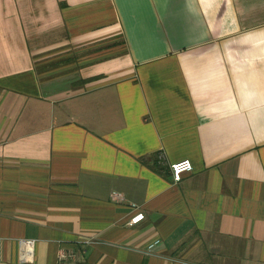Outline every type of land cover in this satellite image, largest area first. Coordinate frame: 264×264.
<instances>
[{
    "label": "crops",
    "instance_id": "0c3cea01",
    "mask_svg": "<svg viewBox=\"0 0 264 264\" xmlns=\"http://www.w3.org/2000/svg\"><path fill=\"white\" fill-rule=\"evenodd\" d=\"M0 264H264V0H0Z\"/></svg>",
    "mask_w": 264,
    "mask_h": 264
},
{
    "label": "rangeland",
    "instance_id": "374dc122",
    "mask_svg": "<svg viewBox=\"0 0 264 264\" xmlns=\"http://www.w3.org/2000/svg\"><path fill=\"white\" fill-rule=\"evenodd\" d=\"M63 46H61L60 43L54 44L48 52L38 54L35 57L36 61L37 63L47 62L48 66H43L41 68L42 70L44 68L49 69L63 65V68L59 72H57L58 69L55 70L54 68V71L48 72V75L51 74L49 76L52 77L58 75L63 78L61 75L74 74L69 76H74V80L76 81L80 80V74H78V72L84 64H88L89 61L104 59L105 57L110 56L104 54H111V50H108L109 48L114 49L112 54L123 53L126 49L124 40L120 35H117L114 39L106 40V42L87 43L83 46L69 45V48Z\"/></svg>",
    "mask_w": 264,
    "mask_h": 264
},
{
    "label": "built area",
    "instance_id": "2783aa9c",
    "mask_svg": "<svg viewBox=\"0 0 264 264\" xmlns=\"http://www.w3.org/2000/svg\"><path fill=\"white\" fill-rule=\"evenodd\" d=\"M193 168H194L193 163L189 158L177 160L171 164L172 175L176 181L181 180L182 175L186 172L192 171ZM144 217H145V213L143 211H140L131 218L130 224L137 223L142 219H144ZM20 244H21V260L29 263L34 262L35 240L32 238H21ZM62 255L64 256L65 253L62 252Z\"/></svg>",
    "mask_w": 264,
    "mask_h": 264
}]
</instances>
